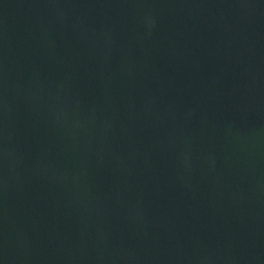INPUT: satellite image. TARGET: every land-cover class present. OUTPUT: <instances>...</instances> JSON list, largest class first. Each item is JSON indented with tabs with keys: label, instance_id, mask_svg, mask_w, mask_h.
Returning <instances> with one entry per match:
<instances>
[{
	"label": "water",
	"instance_id": "obj_1",
	"mask_svg": "<svg viewBox=\"0 0 264 264\" xmlns=\"http://www.w3.org/2000/svg\"><path fill=\"white\" fill-rule=\"evenodd\" d=\"M0 264H264V0H0Z\"/></svg>",
	"mask_w": 264,
	"mask_h": 264
}]
</instances>
